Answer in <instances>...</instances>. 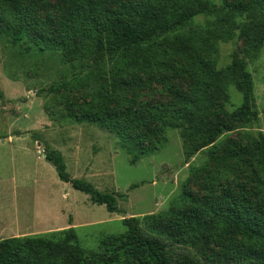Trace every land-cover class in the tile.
<instances>
[{
	"label": "trees",
	"instance_id": "obj_1",
	"mask_svg": "<svg viewBox=\"0 0 264 264\" xmlns=\"http://www.w3.org/2000/svg\"><path fill=\"white\" fill-rule=\"evenodd\" d=\"M32 1L0 0V36L26 43L33 52L59 50L73 59H85L91 53L97 64H105L109 58L113 64L111 76L106 71L102 73L100 65L102 87L89 102L75 106L67 102L66 113L73 122L97 124L114 134L129 155L140 158L154 153L170 129L180 131L189 157L216 146L219 138L232 130L225 114L214 112L217 95L228 101L226 90L230 83L242 93V103L231 116L243 121L258 114L254 81L244 62L235 58L227 67L219 68L218 52L221 42L232 40L240 29L247 30V47L254 51L263 47L264 0L242 2L239 6L222 0L225 15L217 16V20L189 36L183 34L187 25L216 10L210 0H62L65 13L60 19L39 15ZM243 16L251 20L250 25L241 24L239 17ZM82 72L46 91L65 97L80 85ZM173 75L193 77L191 94L170 85ZM155 82L170 90L173 103H138L136 91ZM131 93L134 96L128 97ZM32 136L44 145L46 160L55 166L62 181L87 194L93 203L105 205L109 212L123 213L118 198L127 194L103 192L90 181L73 178L63 153L42 141L38 133ZM261 143L252 148L255 156L248 165L254 174L253 191L228 179L222 199L193 197L194 204L177 211L176 219L167 223L149 215L143 227L138 218H125L126 232L103 239L96 251L82 246L74 227L51 235L0 240V264H264L260 251L264 249ZM227 154L235 158L232 149ZM213 177H208L212 184L218 179ZM233 187L242 189L236 195ZM230 234L238 236L233 256L208 254L207 247L218 243L220 236ZM176 244L189 250L176 254Z\"/></svg>",
	"mask_w": 264,
	"mask_h": 264
},
{
	"label": "rangeland",
	"instance_id": "obj_2",
	"mask_svg": "<svg viewBox=\"0 0 264 264\" xmlns=\"http://www.w3.org/2000/svg\"><path fill=\"white\" fill-rule=\"evenodd\" d=\"M210 1L216 10L209 16L197 17L184 28L183 34H194V30L225 15L222 0ZM251 1L228 0L237 6ZM32 3L44 18L60 19L65 13L62 0ZM239 18L242 25L251 24L247 16ZM218 56L219 68L227 67L236 58L251 73L256 117L240 121L231 116L242 103V93L230 83L226 90L228 101L217 95L214 112L225 114L232 130L222 135L216 146L189 157L180 131L170 129L154 153L135 158L120 147L114 134L97 124L76 123L67 117V102L73 103L71 106L89 102L102 87L104 79L98 77L100 65L101 72L111 76L113 64L109 58L105 64L103 61L97 64L91 53L85 59H73L59 50L33 52L26 43L0 36V240L51 235L74 227L82 246L96 251L103 239L126 232L125 218L136 217L142 226L149 215L167 223L176 219L177 211L192 206L193 197L222 199L228 179L253 191L254 174L248 166L255 156L252 148L261 142L264 145V45L256 51L247 47V30L240 29L232 40L221 42ZM80 71H83L80 85L65 97L46 91ZM168 82L182 93L191 94L193 89V77L189 75H173ZM135 95L141 105L175 101L170 90L158 82L145 85ZM133 96L131 93L128 97ZM16 133L21 135L14 136ZM33 133L63 153L73 178L90 181L103 192L127 194L118 198L123 213L109 212L105 205L93 203L87 194L62 181L55 166L46 160L44 145L33 138ZM230 149L235 158L228 156ZM212 175L218 178L213 184L208 178ZM134 184L139 186L131 188ZM241 189L233 187L234 194ZM236 238L232 234L222 235L218 243L205 250L211 256L221 253L231 257ZM173 248L176 254L189 250L179 244ZM260 251L264 255V249ZM197 254L202 257L200 252Z\"/></svg>",
	"mask_w": 264,
	"mask_h": 264
}]
</instances>
